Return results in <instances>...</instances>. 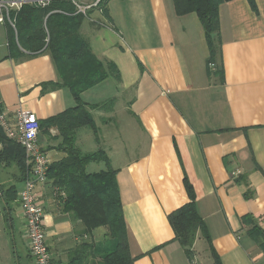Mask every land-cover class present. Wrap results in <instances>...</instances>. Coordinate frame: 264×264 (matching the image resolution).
<instances>
[{
  "label": "crops",
  "instance_id": "1",
  "mask_svg": "<svg viewBox=\"0 0 264 264\" xmlns=\"http://www.w3.org/2000/svg\"><path fill=\"white\" fill-rule=\"evenodd\" d=\"M252 3L219 7L213 71L197 16H176L173 0H108L106 13L93 8L82 23L107 78L80 95L92 125L77 131L74 144L107 158L89 163L88 173L115 171L133 264H264V246L248 235L254 226L264 232V0ZM0 26L1 112L12 119L23 110L41 122L74 108L67 88L43 90L59 81L49 54L9 57ZM59 143L54 128L38 137L49 165L65 157ZM16 173L0 166V180ZM184 180L209 236L198 233L190 256L167 220L189 201ZM36 193L51 264H67L83 241L105 254V228L83 234L49 183ZM12 215L7 227L0 205V264H34L16 203Z\"/></svg>",
  "mask_w": 264,
  "mask_h": 264
},
{
  "label": "trees",
  "instance_id": "2",
  "mask_svg": "<svg viewBox=\"0 0 264 264\" xmlns=\"http://www.w3.org/2000/svg\"><path fill=\"white\" fill-rule=\"evenodd\" d=\"M107 1L102 0L95 9L106 13ZM230 1L233 0H173L176 16L191 13L197 16L209 50L207 64L214 63L219 51V7ZM248 1L253 7L252 0ZM11 17L15 18V30L5 25L9 57H24L22 51L28 55L48 53L59 81L44 84L43 90L65 87L77 103L74 108L56 117L38 121L39 136L47 135L50 128L57 130L60 143L56 149L65 154L60 161L48 166L47 183L52 187L62 211L79 223L83 234L91 235L96 229L105 228V238L111 244L100 256L93 253V242H80L67 254V264H133L135 258L129 252L115 171L108 167L105 171L88 173L86 167L89 163L107 158L102 151L83 154L74 144L77 131L92 125L80 95L107 78L104 67L92 54L87 39L81 35L86 16L75 14L71 0H51L43 8L23 5ZM107 103L111 101L97 107ZM0 166H14L17 170L14 179L9 182L0 180L1 211L6 226L11 227L18 193L15 183L27 178L29 168L25 165L20 144L7 138L1 127ZM184 185L189 201L168 214L167 220L174 234L173 241L190 256L198 233L206 241L209 236L197 213L191 186L186 180ZM248 235L258 246H264V232L261 229L254 226Z\"/></svg>",
  "mask_w": 264,
  "mask_h": 264
},
{
  "label": "built area",
  "instance_id": "3",
  "mask_svg": "<svg viewBox=\"0 0 264 264\" xmlns=\"http://www.w3.org/2000/svg\"><path fill=\"white\" fill-rule=\"evenodd\" d=\"M51 0H0V24L9 25L15 30V18L23 5L45 7ZM102 0H71L75 14L86 16ZM214 70V64H208ZM0 127L7 138L16 141L22 147L25 165L29 168L27 178L22 182L17 193L16 203L21 212L24 234L28 242V252L34 264H51V255L44 241L43 226L44 208L38 201L36 188L47 182L49 161L38 146L39 125L34 114L17 110L12 119L0 113Z\"/></svg>",
  "mask_w": 264,
  "mask_h": 264
},
{
  "label": "rangeland",
  "instance_id": "4",
  "mask_svg": "<svg viewBox=\"0 0 264 264\" xmlns=\"http://www.w3.org/2000/svg\"><path fill=\"white\" fill-rule=\"evenodd\" d=\"M0 30L1 31H3L4 30V28L2 27V26H0ZM0 52H1V50H0ZM5 251V245H4V243H3V238H2V236L0 235V254H2V251ZM5 253V252H4ZM205 253V252H204Z\"/></svg>",
  "mask_w": 264,
  "mask_h": 264
}]
</instances>
